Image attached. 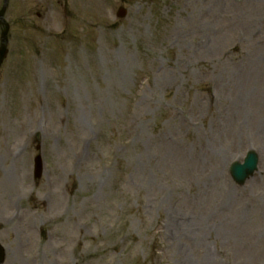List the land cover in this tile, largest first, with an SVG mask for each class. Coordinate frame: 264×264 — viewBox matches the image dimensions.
Listing matches in <instances>:
<instances>
[{
    "label": "rangeland",
    "instance_id": "374dc122",
    "mask_svg": "<svg viewBox=\"0 0 264 264\" xmlns=\"http://www.w3.org/2000/svg\"><path fill=\"white\" fill-rule=\"evenodd\" d=\"M5 20L3 264H264V0H8Z\"/></svg>",
    "mask_w": 264,
    "mask_h": 264
},
{
    "label": "water",
    "instance_id": "95a60500",
    "mask_svg": "<svg viewBox=\"0 0 264 264\" xmlns=\"http://www.w3.org/2000/svg\"><path fill=\"white\" fill-rule=\"evenodd\" d=\"M6 30L3 33V40H5V34H6ZM4 56V50L3 48L0 49V62L1 59ZM253 161V157L249 156L247 159V162H245L242 166H236L233 170H232V174L234 176V179H236L238 182H242L244 180L245 177H247L248 175H250L254 169V166H250V162ZM2 259V256L0 254V261Z\"/></svg>",
    "mask_w": 264,
    "mask_h": 264
},
{
    "label": "bare ground",
    "instance_id": "6f19581e",
    "mask_svg": "<svg viewBox=\"0 0 264 264\" xmlns=\"http://www.w3.org/2000/svg\"><path fill=\"white\" fill-rule=\"evenodd\" d=\"M254 60H255V64L254 65H252L253 66V68H254V70H255V68H256V65L259 67L260 65H262V62L264 61V54L262 53V54H258L257 56H256V59L254 58ZM259 128H260V126H259Z\"/></svg>",
    "mask_w": 264,
    "mask_h": 264
}]
</instances>
